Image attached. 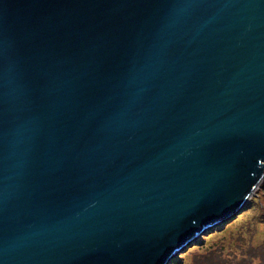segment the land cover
Returning a JSON list of instances; mask_svg holds the SVG:
<instances>
[{
  "label": "water",
  "instance_id": "water-1",
  "mask_svg": "<svg viewBox=\"0 0 264 264\" xmlns=\"http://www.w3.org/2000/svg\"><path fill=\"white\" fill-rule=\"evenodd\" d=\"M264 176V0H0V264H168Z\"/></svg>",
  "mask_w": 264,
  "mask_h": 264
},
{
  "label": "rangeland",
  "instance_id": "rangeland-1",
  "mask_svg": "<svg viewBox=\"0 0 264 264\" xmlns=\"http://www.w3.org/2000/svg\"><path fill=\"white\" fill-rule=\"evenodd\" d=\"M262 182L264 176L242 211L193 239L168 264H264Z\"/></svg>",
  "mask_w": 264,
  "mask_h": 264
},
{
  "label": "clouds",
  "instance_id": "clouds-1",
  "mask_svg": "<svg viewBox=\"0 0 264 264\" xmlns=\"http://www.w3.org/2000/svg\"><path fill=\"white\" fill-rule=\"evenodd\" d=\"M260 183H261V181L259 182V185H260ZM263 184H264V182H262V185H263ZM259 185H258L257 187H259ZM257 187H256V188H257ZM256 188H255V189H256ZM254 191H255V190H254ZM254 191H253V193H254ZM253 193H252V194H253ZM252 194H251V195H252ZM251 195H250V196H251ZM250 196H249V197H250ZM245 204H246V203H245ZM244 207H245V206H244ZM243 209H244V208H243ZM243 209H242V210H243ZM220 224H221V223H220ZM218 225H219V224H218ZM218 225H215V226H218ZM215 226H213V227H215ZM213 227H211V228H213ZM211 228H210V229H211ZM206 232H207V231H206ZM204 233H205V232H204ZM204 233H201V235H198V236L200 237V236H202ZM198 236H197V237H198ZM197 237H196V238H197ZM196 238H195V239H196ZM195 239H194V240H195ZM181 251H182V250H181ZM179 254H180V252L177 253V255H179ZM177 255H175V256H177ZM168 263H169V262H168Z\"/></svg>",
  "mask_w": 264,
  "mask_h": 264
},
{
  "label": "trees",
  "instance_id": "trees-1",
  "mask_svg": "<svg viewBox=\"0 0 264 264\" xmlns=\"http://www.w3.org/2000/svg\"><path fill=\"white\" fill-rule=\"evenodd\" d=\"M263 186H264V184H263ZM177 256H179L180 257V254L179 255H177ZM260 263V262H259Z\"/></svg>",
  "mask_w": 264,
  "mask_h": 264
}]
</instances>
